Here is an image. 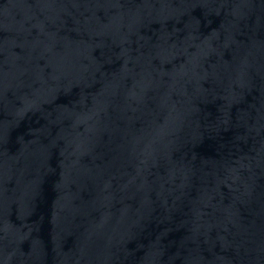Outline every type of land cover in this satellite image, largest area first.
I'll return each instance as SVG.
<instances>
[{"label":"water","instance_id":"water-1","mask_svg":"<svg viewBox=\"0 0 264 264\" xmlns=\"http://www.w3.org/2000/svg\"><path fill=\"white\" fill-rule=\"evenodd\" d=\"M0 264H264V0H0Z\"/></svg>","mask_w":264,"mask_h":264}]
</instances>
